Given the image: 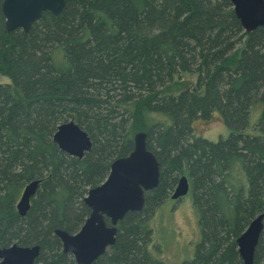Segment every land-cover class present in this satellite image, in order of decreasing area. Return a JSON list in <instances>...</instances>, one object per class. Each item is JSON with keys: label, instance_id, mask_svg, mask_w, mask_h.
Instances as JSON below:
<instances>
[{"label": "trees", "instance_id": "16d2710c", "mask_svg": "<svg viewBox=\"0 0 264 264\" xmlns=\"http://www.w3.org/2000/svg\"><path fill=\"white\" fill-rule=\"evenodd\" d=\"M0 75V247L37 244L34 264H76L53 231L79 229L87 190L143 131L159 183L90 264H174L154 255L150 218L182 175L200 240L179 264H242L236 238L264 212L263 27L245 32L228 0H66L27 32H5L0 12ZM213 117L228 130L216 141L195 129ZM68 120L91 139L81 158L53 141Z\"/></svg>", "mask_w": 264, "mask_h": 264}, {"label": "water", "instance_id": "95a60500", "mask_svg": "<svg viewBox=\"0 0 264 264\" xmlns=\"http://www.w3.org/2000/svg\"><path fill=\"white\" fill-rule=\"evenodd\" d=\"M241 28L250 32L264 28V0H228ZM66 0H2L0 12L4 30L20 29L27 32L39 20L43 12L60 14ZM53 141L61 151L81 158L91 149L92 143L86 131L73 120L57 126ZM133 148L126 156L114 158L105 179L87 190L82 202L89 214L75 232L55 229L63 253H69L76 264H90L115 243L117 225L128 212L140 211L146 192L159 183L160 166L155 155L147 149L146 133L136 132L132 137ZM40 179H35L22 189L16 203L20 216L30 207ZM190 185L185 175L180 176L171 192V199L186 195ZM264 212L256 215L236 238V246L242 264H254V253L263 230ZM39 255V245L21 246L11 244L0 247V264H34ZM258 264H264V259Z\"/></svg>", "mask_w": 264, "mask_h": 264}, {"label": "rangeland", "instance_id": "374dc122", "mask_svg": "<svg viewBox=\"0 0 264 264\" xmlns=\"http://www.w3.org/2000/svg\"><path fill=\"white\" fill-rule=\"evenodd\" d=\"M7 81V77L0 75V82ZM195 129L197 134L212 141L228 134L219 117H213L208 122L197 121ZM170 195L150 218L151 243L156 257L164 262L179 264L193 256L200 240L199 216L192 204L190 188L186 195L178 199H171ZM260 236L262 239L260 237L255 249L254 264L264 259V228Z\"/></svg>", "mask_w": 264, "mask_h": 264}, {"label": "flooded vegetation", "instance_id": "af4514ba", "mask_svg": "<svg viewBox=\"0 0 264 264\" xmlns=\"http://www.w3.org/2000/svg\"><path fill=\"white\" fill-rule=\"evenodd\" d=\"M89 209V208H88ZM89 214V213H88Z\"/></svg>", "mask_w": 264, "mask_h": 264}]
</instances>
